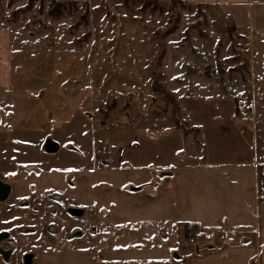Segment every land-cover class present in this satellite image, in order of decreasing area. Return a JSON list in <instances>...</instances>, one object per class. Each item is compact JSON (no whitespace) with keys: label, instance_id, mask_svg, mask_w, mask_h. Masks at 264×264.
Masks as SVG:
<instances>
[{"label":"rangeland","instance_id":"1","mask_svg":"<svg viewBox=\"0 0 264 264\" xmlns=\"http://www.w3.org/2000/svg\"><path fill=\"white\" fill-rule=\"evenodd\" d=\"M185 1L68 2L52 14L54 0H0V180L11 186L0 232L13 236L2 245L12 264H88L95 212L61 184L112 163L120 128L158 137L176 119L195 140L186 96L234 97L264 161V39ZM48 173L64 179L42 183Z\"/></svg>","mask_w":264,"mask_h":264},{"label":"crops","instance_id":"2","mask_svg":"<svg viewBox=\"0 0 264 264\" xmlns=\"http://www.w3.org/2000/svg\"><path fill=\"white\" fill-rule=\"evenodd\" d=\"M187 1L217 6L237 30L264 39V0ZM235 100L183 98L187 120L200 129L195 140L176 128L158 137L112 131V163L89 168L74 188L59 185L95 212L88 264H264V161ZM48 174L42 183L63 177ZM190 225L202 232L194 244Z\"/></svg>","mask_w":264,"mask_h":264},{"label":"flooded vegetation","instance_id":"3","mask_svg":"<svg viewBox=\"0 0 264 264\" xmlns=\"http://www.w3.org/2000/svg\"><path fill=\"white\" fill-rule=\"evenodd\" d=\"M70 183H72L73 184V182L71 181ZM6 185H8V184H6ZM9 186V185H8ZM10 188H11V186H10ZM11 193V192H10ZM10 195L11 194H9V197L7 198V199H9L10 198ZM8 234V237L6 238V239H4V240H2L1 242H0V249L3 251V252H6V253H9L8 254V260H9V262H11V264L15 261L14 259H16V257H15V252L13 251L14 249H13V247H10L9 249H4V248H2V245H3V243L5 242V241H7L8 239L10 240V239H12L13 238V236L9 233V232H6V231H1L0 232V234ZM78 234H76L77 236L76 237H81V233L80 232H77ZM73 237V236H72ZM0 257H2L5 261H8V260H6L5 259V257H4V255L3 254H1L0 253ZM33 255L31 254V255H29L28 256V260L26 259V261H25V264H32V260H33ZM27 258V257H26Z\"/></svg>","mask_w":264,"mask_h":264},{"label":"water","instance_id":"4","mask_svg":"<svg viewBox=\"0 0 264 264\" xmlns=\"http://www.w3.org/2000/svg\"><path fill=\"white\" fill-rule=\"evenodd\" d=\"M11 192L10 186L6 185L0 180V202H4L9 197ZM8 237V234H0V242ZM0 253L4 255L5 259L8 260V254L0 249Z\"/></svg>","mask_w":264,"mask_h":264},{"label":"trees","instance_id":"5","mask_svg":"<svg viewBox=\"0 0 264 264\" xmlns=\"http://www.w3.org/2000/svg\"><path fill=\"white\" fill-rule=\"evenodd\" d=\"M179 1H181V2H183V3H186L185 0H179ZM54 2L57 3V4L54 3L55 7H54V9L52 10V14H56V13H58V12H57V9H56V5H57L58 9H60L62 6H65L66 3L68 4V2H59V1H55V0H54ZM70 3H71V2H70ZM74 3H75V2H74ZM175 122H176V127H177V129L183 130L185 134H189V133H190V131H188L187 128H186L182 123H179L176 119H175ZM190 227H191V228H190L189 230H198V229H199L196 225H190ZM189 230H188V231H189Z\"/></svg>","mask_w":264,"mask_h":264},{"label":"built area","instance_id":"6","mask_svg":"<svg viewBox=\"0 0 264 264\" xmlns=\"http://www.w3.org/2000/svg\"><path fill=\"white\" fill-rule=\"evenodd\" d=\"M243 105V103H241ZM245 118L247 120L251 119V113H246ZM202 238V232L198 230H189L187 240L190 244L196 243L198 239Z\"/></svg>","mask_w":264,"mask_h":264}]
</instances>
